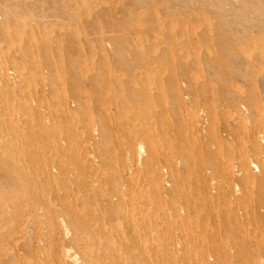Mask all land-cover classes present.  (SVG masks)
Segmentation results:
<instances>
[{"label":"rangeland","instance_id":"1","mask_svg":"<svg viewBox=\"0 0 264 264\" xmlns=\"http://www.w3.org/2000/svg\"><path fill=\"white\" fill-rule=\"evenodd\" d=\"M237 45L262 50L264 0H0V264H56L62 240L83 262L81 250L96 252L101 228L128 227L130 208L148 207L158 221L162 210L183 206L194 230L232 216L234 197L225 172L214 169V147L197 146L214 139L238 149L222 119L240 102L228 81L264 107L263 75L254 61H240ZM192 118L202 126L197 138L185 126ZM144 132L161 158L151 160L154 168L144 166ZM180 146L186 153L175 155ZM200 162L216 183L208 202ZM256 176L262 187L247 192L242 178L235 181L240 204L263 205L264 179ZM159 181L171 183L163 194ZM67 185L80 194L73 199ZM134 185L137 198L129 193ZM177 227L169 221L158 239ZM260 242L254 238L251 248ZM170 257L169 264L185 262Z\"/></svg>","mask_w":264,"mask_h":264},{"label":"bare ground","instance_id":"2","mask_svg":"<svg viewBox=\"0 0 264 264\" xmlns=\"http://www.w3.org/2000/svg\"><path fill=\"white\" fill-rule=\"evenodd\" d=\"M4 36H2V39L6 38H4ZM261 49L262 50H250L246 46L237 45L236 52L240 54V61L242 63L250 64L254 61L259 68L260 74L263 75L261 76V79H264V46ZM197 55L194 54L192 56H194V58H197ZM215 58L211 60H214ZM248 67H250V65H248ZM250 69H252V67L248 68V70ZM191 77L195 79L197 76L193 75L192 73ZM255 80L256 77L251 79V81ZM226 88L227 90L229 89L228 91L232 93L238 101H240L233 106V113L231 112V114L222 118L224 121L223 125L225 129L229 131L230 138H232V141L238 145V149H232L229 146L227 140L221 141L213 139L208 140L207 143H205L204 141V144L202 142L201 145L198 143V140H196V144L198 143L197 150L199 151H201L203 148L214 147V158L219 160V166L215 167L214 169L223 170L225 172V175L229 179V186L227 188L229 189L231 195L234 197L232 201L234 214H232V216L230 215L229 217H226L223 223H219L216 221L215 223L200 222L198 223L199 227H196L197 230H194L195 224H193L192 227L190 226L192 224L191 218L194 215H190V213H187V209L183 206L174 208L173 210L169 211H163L160 208L159 210H162L161 213L163 214L162 218L160 217L158 221L156 220L158 219L156 218L157 216L155 217V214H152L153 210L147 209L148 207L146 209L143 208L144 210H141V208H130L127 211H124V216L126 219H128L129 222L128 227H126L125 230L124 228H122V230H120L121 228H119L115 233H111L110 230H107L109 227H107V229L101 228L100 232L104 233V238H100V236L93 237L94 243L98 247L96 252L93 251L91 253L89 249L85 247L81 250L80 255L81 258L83 257V262L81 260L79 261L80 258L75 252H73V254L71 253V246H74L72 242H64V240L60 241L61 244L59 246L60 249L58 250V252L62 254V258L60 256V261H58L56 264H169V262H173L172 259H169V256H171L170 258L177 259L180 255L185 262L183 263L178 261L174 262L173 264H264V260L257 254V252L260 254L261 251L264 250V227H259L257 225L258 221H261L262 219L261 211H263L262 209H264V203L260 207L259 205L254 206L252 203L251 205L240 204V202L236 198H238V194H241L243 192H241L237 183H235V181H237L239 177L240 179L242 178L243 181L246 182V192L250 191L253 187L255 188L256 186H258V188L260 186L262 187V185H259V181L255 180V178H257V176L255 177V174L259 171L260 177L258 179H264V107L261 105L258 99L255 98V96L248 95L246 92L240 90L236 83L228 81L226 84ZM179 100L182 102L184 99L182 96H180ZM185 111L186 110H184V112ZM200 117L201 115L199 116V119H201ZM14 119H16V116ZM211 119L213 118H210V120ZM204 120L205 119H203V122ZM213 121L216 120L213 119ZM213 121H211V124L213 123ZM249 121H251V124L246 125ZM229 123H235L238 126L240 125L239 127L237 126L238 130L236 129L237 127L234 129V131L237 130L235 132L238 133H235L232 130L234 132L233 133L230 130L231 127ZM198 124L199 123L197 121H194L193 118L189 119L188 122L185 123L186 128L190 131L191 137L192 135H195L199 130H201L202 126H199L200 124ZM203 125L205 126L204 123ZM153 137V135L150 136L147 135L146 132H144V139L147 143V151L150 158L149 160L144 161L145 168H154V163H157L158 165L161 163V158L159 159L156 154L155 140H153ZM132 144L134 145V143ZM137 150H142L141 143L137 145ZM137 150L135 151V154L136 152L138 153ZM185 153L186 150H184V147L180 146L176 150L175 155H184ZM248 153L249 157L253 158L255 162L248 158ZM138 155L140 154L138 153ZM151 160H154V163L151 162ZM169 163L172 166L173 172H176V174H173V177L178 180L176 168V165L178 163L176 164V159L172 158ZM200 165L203 171L200 174V187L206 190V194L204 193V195L207 196L204 200L208 202L212 199L211 191L216 189V183L213 179L207 178L208 175L206 174L208 172V169L205 168L201 162ZM158 168L156 170V174H158L156 176V179H160V174L158 172L160 169L158 170ZM54 169L55 167L47 166L45 167L44 172L46 175L51 176L54 173ZM210 170L212 169H209V171ZM127 173L129 174V171H127ZM238 183L239 185L241 184L240 182ZM158 184L159 186L156 188V190L160 191L162 194L163 192L165 193V191L168 189L167 187L171 185L170 182H163V184H161L160 181L158 182ZM92 185L93 183L91 182L90 186L92 187ZM135 185L130 186L129 193L133 197L137 198L141 195L139 193L140 189H137V187L139 186L136 187ZM173 188L177 189V186L174 185ZM241 189L243 190L242 187ZM65 191L71 197H73V199L80 194L79 188H74L72 186L66 187ZM144 191H141L143 196H145L146 194L144 193ZM179 193L180 191L175 195L174 200L175 198L182 196ZM216 204L218 203L216 202ZM158 206H156L157 209ZM209 207H211V205ZM240 213H242L243 215L241 216ZM181 214H183V216H181ZM207 215V213H204L203 215V218L205 220H207ZM215 215L214 217H216ZM154 217L155 221H152V225L147 223V221L152 220ZM169 221L174 225L178 224L179 227H177V229L180 228V226L182 227L177 231H173L174 228L172 227L173 229L171 228L169 230V233L165 239H158L156 231L163 226L166 227V225L169 228ZM100 232L97 231V235H99ZM254 238H257L258 241H261L260 244L258 243V249L255 251L251 248V242L254 240ZM245 245L251 248V252L248 251V248H246ZM163 253H166V255L163 256Z\"/></svg>","mask_w":264,"mask_h":264}]
</instances>
